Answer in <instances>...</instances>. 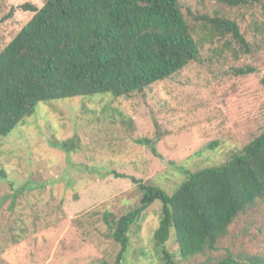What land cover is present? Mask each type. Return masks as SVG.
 <instances>
[{
	"label": "rangeland",
	"instance_id": "374dc122",
	"mask_svg": "<svg viewBox=\"0 0 264 264\" xmlns=\"http://www.w3.org/2000/svg\"><path fill=\"white\" fill-rule=\"evenodd\" d=\"M44 1L0 0V50L32 15L19 5ZM179 2L194 26L198 15L216 11L236 18L252 53L235 59L229 37L215 39L196 60L130 95L39 101L0 135V264H114L120 244L105 214L118 217L139 203L131 177L170 193L188 172L219 165L264 130V0L242 8ZM244 65L254 71L236 75ZM70 139L68 148L51 143ZM160 210L154 201L129 226L121 264H164L153 240ZM217 246L216 255L264 253V200L237 217ZM164 247L177 264L203 259L179 260L173 231Z\"/></svg>",
	"mask_w": 264,
	"mask_h": 264
},
{
	"label": "trees",
	"instance_id": "16d2710c",
	"mask_svg": "<svg viewBox=\"0 0 264 264\" xmlns=\"http://www.w3.org/2000/svg\"><path fill=\"white\" fill-rule=\"evenodd\" d=\"M217 1L242 8L261 0ZM19 7L32 15L0 50L3 136L39 101L141 91L196 60L208 41L229 37L235 59L253 51L236 18L216 11L198 15L200 22L194 26L179 0H45L40 7L28 2ZM252 71L250 65L235 67L236 75ZM144 141L151 143L138 140ZM51 143L68 148L74 142ZM131 179L140 191L139 203L118 217L105 214L114 226L111 237L120 244L114 264H121L129 226L154 201L161 203V210L153 240L161 246L164 264H177L164 247L171 231L181 261L202 256L197 264H264V253L226 248L224 254H213L229 225L264 200V130L219 165L188 172L170 193Z\"/></svg>",
	"mask_w": 264,
	"mask_h": 264
}]
</instances>
